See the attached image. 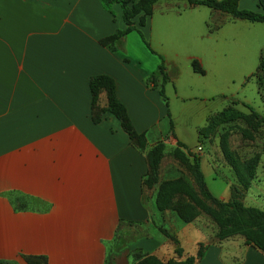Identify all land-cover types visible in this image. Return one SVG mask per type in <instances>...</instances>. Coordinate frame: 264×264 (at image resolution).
I'll return each instance as SVG.
<instances>
[{
  "label": "crops",
  "instance_id": "1",
  "mask_svg": "<svg viewBox=\"0 0 264 264\" xmlns=\"http://www.w3.org/2000/svg\"><path fill=\"white\" fill-rule=\"evenodd\" d=\"M237 5L261 11L257 0ZM199 6L206 5L156 0L140 34L129 30L111 49L98 39L125 25L115 1L108 10L100 0H0V264H23L24 254H43L47 264H129L135 249L165 260L173 256V244L158 227L176 235L183 255L195 254L202 243L193 264H264V252L242 234L217 238L204 215L183 222L175 213H161L154 204L156 184H142L150 145L160 140L167 149L178 140L191 148L177 131L170 99L198 100L190 114L196 140L207 116L220 110L205 103L217 93V45L200 39L195 25L205 23L209 33L220 21L212 22ZM207 50L212 79L200 77ZM157 54L170 74L163 84L167 106L146 81L160 62ZM96 74L112 78L117 99L145 137L144 149L107 110L103 87L97 91L98 118H92L88 80ZM199 138L210 149L204 153L199 143L193 149L205 185L225 200L231 168L207 134ZM170 170L159 180L171 178ZM245 195L249 205L264 209V158ZM118 228L125 246L113 245Z\"/></svg>",
  "mask_w": 264,
  "mask_h": 264
},
{
  "label": "trees",
  "instance_id": "2",
  "mask_svg": "<svg viewBox=\"0 0 264 264\" xmlns=\"http://www.w3.org/2000/svg\"><path fill=\"white\" fill-rule=\"evenodd\" d=\"M117 2L121 8V18L124 27L116 29L111 34L102 36L98 41L114 49L121 36L131 29H135L139 34L138 26L142 25L145 16L150 14L152 3L156 0H100L102 5L109 10L111 2ZM190 4H204L213 9H217L229 14L231 17L243 18L249 21H260L264 24V0H257V6L261 11H255L247 8H241L237 5V0H186ZM137 17L136 24L134 17ZM145 45L148 43L143 39ZM160 62L156 71L150 72L146 77L147 82H151V86L155 87L167 106V98L163 92V84L170 74L164 71L163 57L157 54ZM192 67L197 71H202L195 59L191 60ZM259 65V63H258ZM257 65V66H258ZM174 72V69L172 70ZM89 90L91 94V106L94 107L97 91L103 87L106 92L107 105L106 108L117 117L121 127L127 132L131 142L139 149L145 147V137L142 132H138L133 127L130 118L127 115L124 105L117 99L114 90V82L111 77L105 74H96L88 80ZM249 110L243 113L230 107H225L216 112L209 114L206 118L205 125L198 129L199 136L205 134L212 124L226 121L230 118L240 116L250 129H256L260 124L264 123V115L258 113L249 104L243 103ZM100 109H91L93 119L98 118ZM169 131H171V120L169 118ZM248 129L245 132L250 133ZM198 136V139H199ZM177 145H183L180 141H176ZM164 144L158 140L145 150V159L147 169L142 179V184L150 187L156 184L154 195V204L157 210L162 211L171 208L182 221H189L196 213V207L207 213L217 226L215 235L217 238L225 237L229 234L240 233L244 236L247 243H251L264 252V209L254 205L243 204L238 198L230 197L226 200L219 199L212 195L206 188L203 174L199 167V159L195 153H189L191 161L187 163L188 169L192 175L193 185L183 176H175L158 180L157 166L161 156ZM219 150L231 168L235 178V184L242 190L246 189L252 179L255 166L257 163L256 155L250 156L243 161H239L226 141V132L222 131L218 138ZM176 148V147H175ZM178 153V150L175 149ZM176 198L174 199V197ZM204 199L214 203L216 207L207 204ZM158 229L166 235L172 242L173 256L165 260L160 259L153 253L135 249L131 253V262L129 264H193V262L202 255V243H198L195 254H182V248L173 232H169L162 227ZM23 264H47L46 257L43 254H24L22 255Z\"/></svg>",
  "mask_w": 264,
  "mask_h": 264
},
{
  "label": "rangeland",
  "instance_id": "3",
  "mask_svg": "<svg viewBox=\"0 0 264 264\" xmlns=\"http://www.w3.org/2000/svg\"><path fill=\"white\" fill-rule=\"evenodd\" d=\"M180 1L177 0V2ZM199 7H202L200 9H206L207 12L209 11L207 17L209 16L212 22L216 20L220 21V26L209 33L206 32L205 23L198 22V25L197 23L195 24L200 27V31L198 32L200 39L217 45L216 57L219 60V64L216 75L217 82L215 83L216 89H214L217 93L214 97H207V100H205L206 105H208L207 107L211 109L230 107L243 113H248V108L243 104L246 103L252 106L258 113L264 115V24L260 21L230 19L224 13L214 12L213 14L212 10L210 12V9L206 6ZM136 20L137 17L135 16L133 19L135 24ZM210 54V50H207L206 54L204 53L206 71L200 75V77L206 79H212L214 75L210 64ZM197 101L192 100V98L190 99V97L184 102L179 99H175L174 101L172 99L169 100V108L173 111V121L176 123L177 131L185 140V146L191 148H184V146L177 145V143L167 149L163 146L157 166L158 180L166 175L165 170L169 167L171 168L169 174L172 177L181 175L193 185L194 181L187 166L188 161H191L189 153H194V146L198 143L203 145L204 153H210L206 140H202L201 138L196 140V137L193 135L194 120L190 114L195 110ZM95 109H98L96 100ZM169 118L172 123V117L169 116ZM244 129L249 130L246 121L242 117L237 116L212 124L209 130L205 131V134H207L209 144L212 143L213 147H218L219 134L222 131L226 132L227 145L240 162L250 156L256 155L258 163L264 158V123L260 124L256 129H250V133L245 132ZM175 149L178 150V153L175 152ZM218 151V155L224 160L220 150ZM231 175L234 178L233 173ZM218 183L223 185L224 181L218 180ZM143 187L146 186L143 185ZM245 191L246 189L242 190L238 188L234 178L229 183L228 198L231 196L236 197L243 204H250L249 202L251 201L245 195ZM204 201L210 206L216 207L211 201L207 199H204ZM165 211L175 213L171 208H166L161 213H165ZM175 215L177 216L176 213ZM200 215L208 217L214 223L212 218L198 207H196L195 215L189 221H194ZM214 227L217 230L215 223ZM120 232L121 228H118V235L113 240V245L125 246L126 238L121 241L122 238L119 237ZM137 232L134 231L130 236L128 235L127 240L136 237Z\"/></svg>",
  "mask_w": 264,
  "mask_h": 264
},
{
  "label": "built area",
  "instance_id": "4",
  "mask_svg": "<svg viewBox=\"0 0 264 264\" xmlns=\"http://www.w3.org/2000/svg\"><path fill=\"white\" fill-rule=\"evenodd\" d=\"M196 149H197V150L201 149L200 145H197Z\"/></svg>",
  "mask_w": 264,
  "mask_h": 264
}]
</instances>
